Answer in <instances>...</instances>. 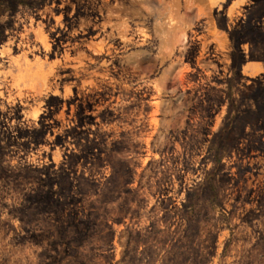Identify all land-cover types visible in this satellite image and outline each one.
I'll list each match as a JSON object with an SVG mask.
<instances>
[{
    "label": "rangeland",
    "instance_id": "1",
    "mask_svg": "<svg viewBox=\"0 0 264 264\" xmlns=\"http://www.w3.org/2000/svg\"><path fill=\"white\" fill-rule=\"evenodd\" d=\"M0 264H264V0H0Z\"/></svg>",
    "mask_w": 264,
    "mask_h": 264
}]
</instances>
